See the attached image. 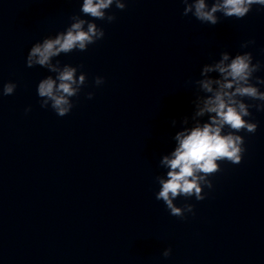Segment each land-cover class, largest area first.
<instances>
[{
  "label": "clouds",
  "instance_id": "9594fccd",
  "mask_svg": "<svg viewBox=\"0 0 264 264\" xmlns=\"http://www.w3.org/2000/svg\"><path fill=\"white\" fill-rule=\"evenodd\" d=\"M182 2L185 5L184 16L191 13L201 23L212 26L220 22L217 13L225 18L242 19L254 5L264 8V0H213L210 7L206 0ZM113 6L123 11L126 0H83L80 12L92 19L86 20L79 14L73 15L70 17L72 22L64 31L55 36H46L31 46L26 66L31 68L38 65L55 74L41 79L37 85L41 108L50 107L59 117L72 111L75 106L73 98L78 97L87 84V73L79 71L83 65H62L58 59L53 62L54 58L73 51H87L89 45L102 40L105 37L104 28L94 21H115V14L110 13ZM252 44H255L254 40L246 41L241 44V48ZM261 67L259 61L253 63L251 52L237 53L230 59L229 53L224 51L220 53L218 62L204 64L201 68V77L213 72L219 74V78L215 80L206 78L194 82L205 93L210 94L199 98V110L196 113L197 116L209 114L208 122L198 123L190 131L185 129L176 134L177 147L170 156L165 155L160 161L168 169L166 177H155L160 185L156 199L163 201L170 215L181 219H185L187 214L195 215L193 204L177 206L174 201L180 197L185 200L194 197L196 201H203L206 198L204 189L213 187L209 177L221 171L220 163L242 162L246 152L245 139L238 133H255L258 124L246 118L252 116V108L264 111V91L259 87L264 85V78L254 75ZM94 83L100 86L104 83V78L97 76ZM214 84L216 88L213 87ZM16 88L17 84L14 82L5 83L0 95H13ZM93 95L94 93L89 92L88 99H92ZM246 100L256 103H246ZM29 111L30 107L25 109L26 113ZM171 252V248H166L162 255L167 258Z\"/></svg>",
  "mask_w": 264,
  "mask_h": 264
}]
</instances>
